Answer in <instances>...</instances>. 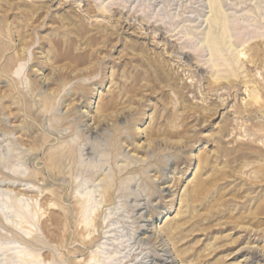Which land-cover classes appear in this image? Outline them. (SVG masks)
Returning a JSON list of instances; mask_svg holds the SVG:
<instances>
[{
  "label": "rangeland",
  "instance_id": "obj_1",
  "mask_svg": "<svg viewBox=\"0 0 264 264\" xmlns=\"http://www.w3.org/2000/svg\"><path fill=\"white\" fill-rule=\"evenodd\" d=\"M209 2L0 0V264H261L264 107L207 84ZM219 2L263 92L264 0Z\"/></svg>",
  "mask_w": 264,
  "mask_h": 264
},
{
  "label": "bare ground",
  "instance_id": "obj_2",
  "mask_svg": "<svg viewBox=\"0 0 264 264\" xmlns=\"http://www.w3.org/2000/svg\"><path fill=\"white\" fill-rule=\"evenodd\" d=\"M209 1H210L209 6H210V9L212 10L213 14H212V17L210 20L212 25H211L210 29L207 31L206 37H205L206 42H207V49H208L207 55L209 56L207 58L208 59L207 61L210 62V70H211L209 83H207V84H210L211 87H219L220 85H222L223 80L229 84H232V85H234L235 81L238 80L239 82H242L245 84V85L243 84L245 86V90L248 91V101L246 103H244L243 106L241 105L242 107L239 109L238 112L239 113L247 112L250 114L251 112H253L255 110H262L263 109L262 107H264V91L261 92V89L256 87L255 85H252V86L248 85V83H250V80L246 79V77H248L247 76L248 74L246 71L247 67H245V65H244L245 61L243 60V58L245 59V57H241L243 52L241 50H239L235 54H230V55L228 54V53H230L231 48L234 46V44L231 42V39L233 37V32H232L233 29L229 26V21L227 20L226 16L223 14V12L220 10L219 0H209ZM216 24L220 27L219 30L214 29L213 26H215ZM78 31H81V30H78ZM226 39H229L230 45H229V47L224 49V43L223 42ZM93 40H95V37H91V41H93ZM250 48L253 50L252 57H256L257 60L264 61V58L262 56L260 57V55H259V49L258 48L253 47V45H250L249 49ZM87 55L88 54L85 53V56H87ZM77 59H78V62L84 61L83 58H77ZM248 62L253 63L255 61L253 59H248ZM157 76H159V75H157ZM253 77H252V79H253ZM226 82H225V85H226ZM107 104H108V102L106 103V105ZM216 113H217V107H213V108H209L208 112L201 114V116L209 118V117L215 115ZM254 125L255 124H253V126ZM256 125H257V127L255 128V131H260L263 129L262 124H256ZM251 126H252V123H251ZM252 128H254V127H252ZM221 129L224 130L223 127ZM232 153H235L238 156L242 155V156L256 157L257 161H258V158L260 157L259 160L264 161V151H262L260 149L256 153L257 155H254L253 153H250L249 151L244 152L243 150H233ZM254 161H256V159H254ZM52 164L54 166H56L57 161L52 159ZM255 170H256V173L259 174L258 177L260 178V180H258L259 182L252 181L251 186H253V187L254 186L255 187L263 186L264 185V166H259L257 169L255 168ZM202 185H203V181H201V180L197 181V183L195 184V186L192 190L196 193L198 190H200ZM255 187L253 189H256ZM107 193H109V192H107ZM88 201H89V199H87L86 202H88ZM91 209L92 208H90V210ZM82 213L84 214V212H82ZM260 213H262V214L264 213V203H259L258 205H256L254 210L250 211L248 213V215L249 216L250 215L258 216V214H260ZM23 214H25V213H22V215ZM92 220H94V219H92ZM88 223H89V221L88 222L85 221L84 226L86 227L88 225ZM107 227H108V230L105 232V234H106L105 237L110 238L113 235L112 232L115 231L114 223H110V224L108 223ZM142 227L143 228H141V232L146 233L148 231V228H145L144 226H142ZM119 239H120V237H118L116 239L111 238L110 244L111 245L116 244L118 246L119 243L121 244L123 242L121 239L120 240ZM102 245H105V243L103 242V243H101V245H100V243H98L96 245L95 249L92 250L94 252V254L90 255V258L86 264H97V263L102 264L105 262V260L107 258L112 259L115 257L116 254L113 253V250H112V253H108V255L104 257L102 254V252H103L102 251V248H103ZM162 251H163V254L158 255L157 258L154 257V259H160L161 260L160 262H162V264H176V262H174V260L168 259L169 258L168 257V251L166 249L163 248ZM138 257H139V254H136V258H138ZM256 257H257L256 253H253L252 258H256ZM147 260H149V259H147ZM142 263L143 264H155V261H153V259H150L149 263H148V261H145ZM260 263L264 264V256L261 258ZM40 264H51V263L50 262H47V263L40 262ZM124 264H126V262Z\"/></svg>",
  "mask_w": 264,
  "mask_h": 264
}]
</instances>
